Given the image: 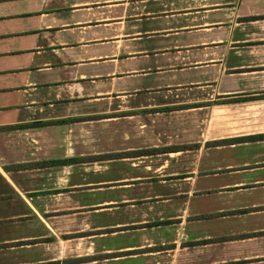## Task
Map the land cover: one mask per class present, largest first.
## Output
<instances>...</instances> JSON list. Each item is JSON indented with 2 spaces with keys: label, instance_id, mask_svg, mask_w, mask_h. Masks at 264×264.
I'll use <instances>...</instances> for the list:
<instances>
[{
  "label": "crops",
  "instance_id": "0c3cea01",
  "mask_svg": "<svg viewBox=\"0 0 264 264\" xmlns=\"http://www.w3.org/2000/svg\"><path fill=\"white\" fill-rule=\"evenodd\" d=\"M0 264H264V0H0Z\"/></svg>",
  "mask_w": 264,
  "mask_h": 264
},
{
  "label": "trees",
  "instance_id": "16d2710c",
  "mask_svg": "<svg viewBox=\"0 0 264 264\" xmlns=\"http://www.w3.org/2000/svg\"><path fill=\"white\" fill-rule=\"evenodd\" d=\"M81 119H83V118H70V119L60 120L59 122H72V121L81 120ZM38 124H40V123H30L27 126H36ZM248 138H254V136H251V137H248ZM233 140H240V139L238 138V139H233ZM29 166H32V164H17V165H13L12 168H15V169L28 168Z\"/></svg>",
  "mask_w": 264,
  "mask_h": 264
}]
</instances>
